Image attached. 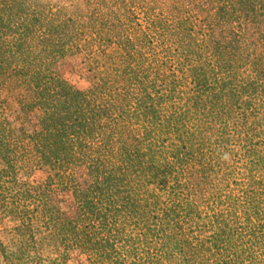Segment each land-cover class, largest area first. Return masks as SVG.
I'll list each match as a JSON object with an SVG mask.
<instances>
[{
	"label": "trees",
	"instance_id": "obj_1",
	"mask_svg": "<svg viewBox=\"0 0 264 264\" xmlns=\"http://www.w3.org/2000/svg\"><path fill=\"white\" fill-rule=\"evenodd\" d=\"M0 162V264H264V0H0Z\"/></svg>",
	"mask_w": 264,
	"mask_h": 264
},
{
	"label": "rangeland",
	"instance_id": "obj_2",
	"mask_svg": "<svg viewBox=\"0 0 264 264\" xmlns=\"http://www.w3.org/2000/svg\"><path fill=\"white\" fill-rule=\"evenodd\" d=\"M83 59L80 55H73L69 57H65L61 59L55 65V71L58 75L68 81L71 85L78 89H84L87 86V82L83 78L84 66L82 65ZM3 97L7 99L8 104L10 106V110L16 111V104L14 95L8 93L7 91L3 92ZM9 110V111H10ZM1 167V162H0ZM77 177L82 178L85 174V170L83 168L76 169ZM44 177L42 172H36L34 175L30 177V180H41ZM29 177H26L25 180H28ZM17 228V220L14 217H4L0 214V247L5 244H10V239L15 236ZM52 250L49 248V245H46L44 242L42 254L44 256H51ZM74 264V263H70Z\"/></svg>",
	"mask_w": 264,
	"mask_h": 264
},
{
	"label": "clouds",
	"instance_id": "obj_3",
	"mask_svg": "<svg viewBox=\"0 0 264 264\" xmlns=\"http://www.w3.org/2000/svg\"><path fill=\"white\" fill-rule=\"evenodd\" d=\"M229 158H230V154H229V153H224V154L221 156V159H223V160H225V161L229 160Z\"/></svg>",
	"mask_w": 264,
	"mask_h": 264
}]
</instances>
